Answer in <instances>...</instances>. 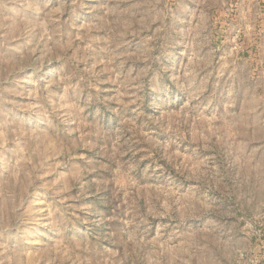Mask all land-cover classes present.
Masks as SVG:
<instances>
[{
	"label": "rangeland",
	"instance_id": "obj_1",
	"mask_svg": "<svg viewBox=\"0 0 264 264\" xmlns=\"http://www.w3.org/2000/svg\"><path fill=\"white\" fill-rule=\"evenodd\" d=\"M0 264H264V0H0Z\"/></svg>",
	"mask_w": 264,
	"mask_h": 264
}]
</instances>
